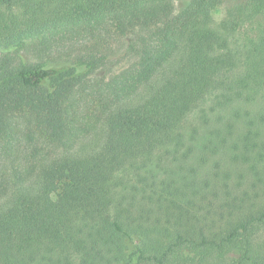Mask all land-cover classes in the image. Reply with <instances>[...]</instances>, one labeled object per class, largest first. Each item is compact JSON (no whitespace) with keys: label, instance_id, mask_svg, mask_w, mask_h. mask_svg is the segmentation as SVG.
<instances>
[{"label":"trees","instance_id":"1","mask_svg":"<svg viewBox=\"0 0 264 264\" xmlns=\"http://www.w3.org/2000/svg\"><path fill=\"white\" fill-rule=\"evenodd\" d=\"M182 1L0 0V264H264V0ZM232 19L257 27L244 45ZM114 37L133 62L90 135L78 106ZM212 159L249 179L231 203Z\"/></svg>","mask_w":264,"mask_h":264},{"label":"rangeland","instance_id":"2","mask_svg":"<svg viewBox=\"0 0 264 264\" xmlns=\"http://www.w3.org/2000/svg\"><path fill=\"white\" fill-rule=\"evenodd\" d=\"M183 5L182 0H176V9H180ZM215 17L217 20H224L226 17V14L224 13V9L222 7H219L215 10ZM261 19V18H260ZM253 25L249 24H241L238 20H230L229 22V28L232 30V32L235 34V38L239 41V44L244 45V43L248 41L246 33L248 35L250 33H255L257 30L256 28H253ZM251 35V34H250ZM58 45L62 48L64 52L67 51H73L74 53L81 52L85 47V42L80 39H72L69 36H63L62 38H59L56 40ZM112 48L109 52L110 57L108 60L105 61V63L100 66L98 70L93 72L89 78L88 81L85 83L86 85V92L84 93V96L81 100V103L78 106L79 110V116L81 120L87 121L86 119H89L94 126L91 128V130L88 132V134L92 135L95 132V122H96V102H95V91L98 89L99 86H103V83L112 79L114 76L118 75L121 71L127 69L131 63L133 62V59L130 57H127L124 53V46L119 43L118 39L114 37L112 40ZM94 99V100H93ZM211 107V102L208 103ZM245 109H256L258 104L256 103H247L244 105ZM89 135V136H90ZM40 143V142H38ZM41 144V143H40ZM48 145V144H46ZM49 147V145H48ZM47 147V148H48ZM3 157V150L2 146L0 144V166H4L5 160ZM216 160V159H214ZM213 159L208 162V170L212 171L211 175L214 178V187L218 191L219 195L214 198L215 204H219L221 201L222 203H231L237 196L238 193H240L241 186H246L248 184L247 177L244 176V174L241 172V169H238L237 167H233L230 165H226L224 163H217ZM259 164V169L263 167V164L261 162ZM1 169V168H0ZM6 170V169H5ZM8 170V169H7ZM9 171V170H8ZM129 178V177H128ZM131 178V179H130ZM127 179V185L125 186V191L123 189L124 183L117 187V192H121L122 190L127 193V197H129L128 203H133L135 205L134 208L140 207L141 205H147V206H153V203H143L142 201V191L135 190L133 186L130 185L133 182L132 177ZM131 180V183L130 181ZM252 182V181H251ZM253 183V182H252ZM122 189L121 191L119 189ZM121 195L118 196V202ZM149 197H153V193H150ZM155 200H158V198H154ZM149 201H152L150 198ZM159 201V200H158ZM156 217H153L155 219ZM169 223H175L174 220H170ZM143 241L142 237L138 238L137 236L134 239L131 238H125L124 239V247L123 250L126 253L132 252L136 249L137 245L142 246ZM79 247V246H76ZM84 251H80L77 249H73L70 252H66L63 254V261L60 264H75L74 261V255L78 254V256L83 258V255H85ZM83 254V255H82ZM229 255H231L229 253ZM84 264V263H83Z\"/></svg>","mask_w":264,"mask_h":264}]
</instances>
